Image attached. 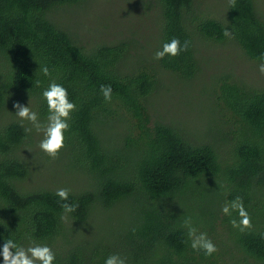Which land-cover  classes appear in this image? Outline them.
<instances>
[{
	"label": "trees",
	"instance_id": "16d2710c",
	"mask_svg": "<svg viewBox=\"0 0 264 264\" xmlns=\"http://www.w3.org/2000/svg\"><path fill=\"white\" fill-rule=\"evenodd\" d=\"M85 1L0 0V246L8 239L24 247L47 244L54 264H104L110 254L126 264H264V81L256 85L224 71L209 87L214 106L206 112V126L217 129L213 140L200 138L184 122L182 127L152 117L149 103L163 74L193 84L207 47L227 41L259 63L264 8L258 0H235L234 6L225 0L222 12L206 0H146L156 17V44L131 61L133 40L89 43L82 40L83 30L55 21L57 11L74 15ZM137 1L147 9L145 0ZM226 28L231 38L223 35ZM172 38L190 41L189 49L154 59ZM42 66L50 76L41 73ZM52 81L76 104L56 159L34 143L35 128L13 107L29 104L46 125L42 92ZM101 85H111L110 103ZM217 141L226 147L224 154L216 151ZM35 156L45 168L60 163L55 174L78 186L42 180L30 187ZM59 188L69 189L67 202L79 205L66 220L64 201L55 194ZM237 196L252 218V228L243 232L230 223L238 213L221 211ZM114 209L122 215L117 222L96 223H110ZM187 217L207 233L215 254L192 249ZM82 229L97 239L77 244L73 234Z\"/></svg>",
	"mask_w": 264,
	"mask_h": 264
},
{
	"label": "rangeland",
	"instance_id": "374dc122",
	"mask_svg": "<svg viewBox=\"0 0 264 264\" xmlns=\"http://www.w3.org/2000/svg\"><path fill=\"white\" fill-rule=\"evenodd\" d=\"M135 0H86L82 10H77L74 15H67L63 11H57L54 14L55 21L64 26L68 24L72 27L83 30L85 39L89 43L99 41L101 38H107L109 41L123 39L127 41L133 40L135 45L130 47L131 61H136L139 56L150 52L149 50L156 44V17L148 7V0L144 1L147 9L142 7V2L137 1L138 6L132 3ZM225 0H206V6H212L213 11L222 12V4ZM264 8V0H258V5ZM217 18H221L222 14H213ZM202 55V72L193 81V84L184 85L179 81L173 80L172 75L166 73L162 75L161 88L150 95L149 103L152 117L165 119L166 121L183 122L192 129L196 135L201 138L202 135L207 139L213 140L217 135V129L213 130V124L207 127L206 120L208 115L206 112L214 106V101L208 98L209 87L218 80L222 72L240 73L244 78L253 84L262 83L263 76L258 71V63L247 58L241 49L230 42L224 41L223 44L213 48L203 49ZM234 73V74H235ZM258 81V82H257ZM258 85V84H256ZM258 87V86H256ZM191 117V119H185ZM185 119V120H184ZM205 124V126H203ZM179 126V125H177ZM205 127V128H204ZM212 129V130H211ZM43 132L34 131L33 141L39 147L40 141L43 139ZM216 151L224 154L226 147L220 142H215ZM29 154V153H27ZM36 159V156L34 157ZM31 161V176L27 180L28 185L37 186L44 183L42 180L51 181V183L62 182L77 187L72 179L56 175L55 170L60 168L58 164H47V168L39 165L37 159ZM51 159H47L48 163ZM45 165V164H43ZM43 174L39 176L38 174ZM112 212V217L107 222L106 219L99 220L96 223L103 226L117 222L122 216L121 213ZM98 219V217H97ZM91 227L94 226V220L90 219ZM115 225V224H114ZM74 241L79 245H87L96 240V236L92 234V230L73 234ZM31 246V245H29ZM27 246V247H29ZM25 247V248H27ZM3 264V259L0 257Z\"/></svg>",
	"mask_w": 264,
	"mask_h": 264
},
{
	"label": "clouds",
	"instance_id": "9594fccd",
	"mask_svg": "<svg viewBox=\"0 0 264 264\" xmlns=\"http://www.w3.org/2000/svg\"><path fill=\"white\" fill-rule=\"evenodd\" d=\"M234 6L235 0H230ZM223 35L231 38L232 33L227 28ZM190 47V41L185 40L183 44L178 38H172L165 42L162 48L154 54V59L162 60L165 56L176 57L182 51H187ZM258 71L264 75V54L258 58ZM44 76H50V71L47 66L40 68ZM36 86H40V81H36ZM100 93L106 103H110L113 98V90L111 85H101ZM42 97L46 101L48 116L47 124L40 122L39 115L33 111L29 104L22 105L19 102L13 104L16 109V116L21 121H28L32 128L37 132H43V139L39 143V148L52 159L58 158L61 150L65 147V132L70 128L69 121L71 113L76 110V104L69 99L68 90L61 84L52 81L48 87L42 92ZM32 128H26V132H31ZM69 189L59 188L56 195L61 201H64L60 206L63 209L61 220H66L68 214L73 213L79 207L78 204L68 203ZM222 213L226 216H231L233 212L238 213V219L233 218L230 223L233 228L239 229L241 232L252 228V218L244 206L243 199L237 196L231 202L222 206ZM184 227L187 228V235L191 241V247L195 251H203L205 256H212L218 249L213 241L208 237L206 232H198L193 226L191 217L184 220ZM0 256H2L3 264H54L56 255L52 248L47 244H33L27 248L18 245L12 239L6 240L0 246ZM104 264H126L125 258L119 254H110L106 257Z\"/></svg>",
	"mask_w": 264,
	"mask_h": 264
}]
</instances>
